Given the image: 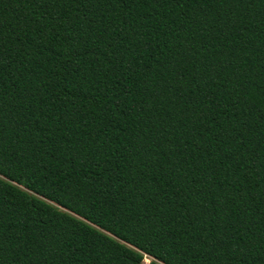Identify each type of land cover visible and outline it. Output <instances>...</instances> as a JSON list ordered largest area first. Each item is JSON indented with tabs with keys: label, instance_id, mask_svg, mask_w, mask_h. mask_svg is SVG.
I'll list each match as a JSON object with an SVG mask.
<instances>
[{
	"label": "trees",
	"instance_id": "obj_1",
	"mask_svg": "<svg viewBox=\"0 0 264 264\" xmlns=\"http://www.w3.org/2000/svg\"><path fill=\"white\" fill-rule=\"evenodd\" d=\"M264 264V0H0V264Z\"/></svg>",
	"mask_w": 264,
	"mask_h": 264
},
{
	"label": "rangeland",
	"instance_id": "obj_2",
	"mask_svg": "<svg viewBox=\"0 0 264 264\" xmlns=\"http://www.w3.org/2000/svg\"><path fill=\"white\" fill-rule=\"evenodd\" d=\"M149 262H150V259L145 256L143 259V264H149Z\"/></svg>",
	"mask_w": 264,
	"mask_h": 264
}]
</instances>
